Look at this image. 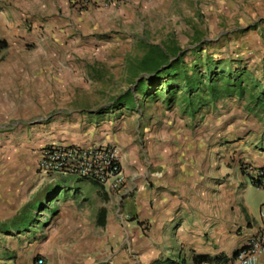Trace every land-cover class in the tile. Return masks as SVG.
I'll return each instance as SVG.
<instances>
[{"label": "crops", "instance_id": "obj_1", "mask_svg": "<svg viewBox=\"0 0 264 264\" xmlns=\"http://www.w3.org/2000/svg\"><path fill=\"white\" fill-rule=\"evenodd\" d=\"M76 1L0 0V41L7 45L0 50V113L47 114L54 109L48 98L60 88L54 82L62 76L29 71L51 53L49 42L29 34L53 32L64 37L77 32L88 35V43L102 44L100 36L105 31L114 32L128 21L129 10L138 16L137 10L143 6V0H78L80 6ZM76 11L81 16L71 18ZM31 38L35 42L27 52L26 46L32 45L24 40ZM118 41L110 39L107 54ZM69 82L63 81L60 92L71 101L75 92ZM125 92L116 94L107 109L87 110L90 106L81 105V111L92 112L77 114L78 106H66L57 110L67 114L59 117L63 123L42 116L36 128L23 121L16 134L0 138L12 160L9 171H0V264H35L38 259L42 264H151L163 259L227 264L250 238L261 234L264 240V221L259 217L263 204L254 216L242 199L252 176L237 171L238 167L231 174L227 165L220 176L201 171L205 163L200 162L201 149L208 142L185 137L183 120L173 117L176 107H166L159 117L151 116L135 106L140 95L134 94L133 108L113 110V101ZM75 95L78 103L84 102L79 97L86 92L78 89ZM131 115H135L134 121ZM107 118L113 122L106 127L109 130L103 141H88L87 145L122 147L123 184L118 190L110 191L75 175L37 169L35 149L82 146L81 140L61 136L60 130L68 128L66 120L93 131ZM118 124L122 132H114ZM134 131L143 137L141 152L132 146L127 153L123 136ZM86 140L95 139L90 135ZM115 140L124 142L115 146ZM245 162L253 163L258 171L264 169V156L253 162L246 157ZM257 264H264V252Z\"/></svg>", "mask_w": 264, "mask_h": 264}, {"label": "rangeland", "instance_id": "obj_2", "mask_svg": "<svg viewBox=\"0 0 264 264\" xmlns=\"http://www.w3.org/2000/svg\"><path fill=\"white\" fill-rule=\"evenodd\" d=\"M142 5L137 10L138 16L136 14V17L132 16L134 13L129 10L126 18L128 21L123 26H117L113 29L114 32L105 31L106 35L100 36L102 44L88 43L86 41L90 37L77 32L69 33L64 37L61 33L53 32L29 34V37L36 35V40L49 42L48 46L51 48L50 57L35 63L29 71L33 73L49 71L57 77L62 76L54 82L55 86L60 88H55L53 95L48 98L49 104H53L54 109L47 114L0 113V138L8 134H16L20 129V122L23 121L30 122L29 126L34 125L32 126L34 128L41 122L39 118L42 116L58 122L59 117L63 118L67 114L57 110L66 106L72 105L73 108L78 106L76 109H79L81 105H85L90 106L87 110L95 111L107 109L116 94L134 88L132 82L137 81V78L130 74L129 69L144 55V43L161 46L173 40L180 49L187 51L184 56L186 62L193 59L190 50L199 48V53L203 57L230 60L234 67L245 66L250 72L251 81L259 85L256 91L264 87V0H143ZM72 16L71 18L77 19L81 14L76 11ZM133 34L138 37L135 38ZM114 38L119 39L116 48L111 54H107L106 47L109 46L110 39ZM24 41L32 45H27L25 49L31 52L29 48L33 47L35 40L31 38ZM60 46L65 48L59 49ZM78 48L81 49L77 50ZM236 60H239V63H236ZM69 79L71 82L68 85L75 93L78 89L86 92L85 97H79L80 102L84 101L83 103H78L75 93L69 101L67 96L64 97L65 93L60 92L63 89V81ZM136 100L137 108L151 116L159 117L166 108L161 101L142 102L140 96H137ZM248 102L245 97L241 99L238 96L223 99L215 105L200 110L194 117L184 113L179 104L174 106L178 114L174 113L173 117L178 116L183 120L185 137L202 143L208 142V147L205 150L201 149L200 162L205 161L201 164V171H210L218 175L225 171L224 167L227 165L231 174L238 169L237 171H242L248 178L253 176L256 169L251 165L253 163H246L245 159L247 157L249 162H253L257 156H264L262 149L264 148V114L260 118V111L255 113V109L250 108ZM81 110L79 109L77 114L92 112ZM74 114H72L73 118ZM130 117L133 121L136 118L135 115ZM115 119L118 122L122 121L119 116ZM110 121L113 122L109 118L103 119L99 127L96 126L90 131V126L76 127L75 120H66L68 128L60 130V133L66 139L83 141L81 147L88 148L92 147L87 145L88 141L91 143L103 141V134L109 130L106 127L110 126ZM63 122V119L59 121V123ZM118 127L119 124L113 127L114 132L121 131ZM3 132L6 134L4 135ZM90 135L95 140H86ZM123 139L128 142V145L123 143L127 153L132 146L141 152L140 146L144 141L141 134L135 131L130 135L125 133ZM120 141L124 142L115 140L112 144L119 146ZM5 146V140H0V171H9L11 166L12 160ZM45 147L34 150L37 169L41 171L39 160ZM115 149L120 161L122 147ZM242 193L243 204L254 216H257L259 206L264 204V190L254 188L247 181Z\"/></svg>", "mask_w": 264, "mask_h": 264}, {"label": "trees", "instance_id": "obj_3", "mask_svg": "<svg viewBox=\"0 0 264 264\" xmlns=\"http://www.w3.org/2000/svg\"><path fill=\"white\" fill-rule=\"evenodd\" d=\"M143 45L144 55L129 69L130 74L138 76L139 80L132 82L134 88H129L113 101V110H130L136 103L133 95L139 94L141 100L161 101L169 109L179 104L182 111L191 117L223 99L236 96L241 99L245 97L255 113H264V87L256 91L259 85L251 81L250 72L245 66L234 67L230 60L203 57L199 48L190 50L193 59L186 62L184 56L187 51L180 49L173 40L161 46ZM6 46L4 41H0V50ZM259 172L264 177V169ZM251 184L261 189L258 179L251 177ZM201 261L205 259L201 258ZM151 264H183V260L163 259Z\"/></svg>", "mask_w": 264, "mask_h": 264}, {"label": "built area", "instance_id": "obj_4", "mask_svg": "<svg viewBox=\"0 0 264 264\" xmlns=\"http://www.w3.org/2000/svg\"><path fill=\"white\" fill-rule=\"evenodd\" d=\"M80 6V1H76ZM39 168L48 172H63L81 179L93 181L98 185L116 191L123 184V176L117 151L110 145L92 146L88 148L73 146H57L43 148ZM258 170L253 174L264 190V177ZM259 217L264 221V204L260 206ZM264 252V240L261 234L248 240L235 258L227 264H257L258 257ZM41 259L35 264H42Z\"/></svg>", "mask_w": 264, "mask_h": 264}]
</instances>
